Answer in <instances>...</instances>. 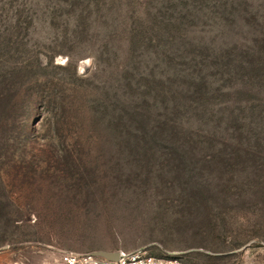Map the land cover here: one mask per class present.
<instances>
[{
	"label": "rangeland",
	"instance_id": "374dc122",
	"mask_svg": "<svg viewBox=\"0 0 264 264\" xmlns=\"http://www.w3.org/2000/svg\"><path fill=\"white\" fill-rule=\"evenodd\" d=\"M253 45L264 0H0V264H264Z\"/></svg>",
	"mask_w": 264,
	"mask_h": 264
},
{
	"label": "trees",
	"instance_id": "16d2710c",
	"mask_svg": "<svg viewBox=\"0 0 264 264\" xmlns=\"http://www.w3.org/2000/svg\"><path fill=\"white\" fill-rule=\"evenodd\" d=\"M262 50V49H261ZM262 51L256 45L246 47L242 50V56L236 63L227 62L224 65L227 81L233 83L234 79H240L239 85L231 84L227 86V92L240 94L242 92L252 93V86L255 81V70L264 69V58ZM258 61V62H257ZM257 62V63H256ZM225 88V85L222 86Z\"/></svg>",
	"mask_w": 264,
	"mask_h": 264
},
{
	"label": "built area",
	"instance_id": "2783aa9c",
	"mask_svg": "<svg viewBox=\"0 0 264 264\" xmlns=\"http://www.w3.org/2000/svg\"><path fill=\"white\" fill-rule=\"evenodd\" d=\"M63 264H99L98 258L87 255H77L66 253L62 257ZM111 264H183L178 257H154L149 255L146 250L139 249L131 252H119L117 263Z\"/></svg>",
	"mask_w": 264,
	"mask_h": 264
},
{
	"label": "water",
	"instance_id": "95a60500",
	"mask_svg": "<svg viewBox=\"0 0 264 264\" xmlns=\"http://www.w3.org/2000/svg\"><path fill=\"white\" fill-rule=\"evenodd\" d=\"M91 256L95 257V258H101L104 259L106 261H108L109 263H117L119 260V252L116 253H109V252H96L91 254Z\"/></svg>",
	"mask_w": 264,
	"mask_h": 264
}]
</instances>
